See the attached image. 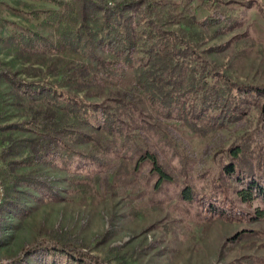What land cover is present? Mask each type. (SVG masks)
Returning a JSON list of instances; mask_svg holds the SVG:
<instances>
[{"label":"trees","instance_id":"obj_1","mask_svg":"<svg viewBox=\"0 0 264 264\" xmlns=\"http://www.w3.org/2000/svg\"><path fill=\"white\" fill-rule=\"evenodd\" d=\"M51 1L55 8L43 15L56 38L25 33L21 47L62 61L55 86L0 75L27 106L22 124L0 128V212L18 209L20 188H41L38 174L18 168L79 160L94 167L82 186L100 180L98 187L142 200L172 185L176 199L208 221L263 219L264 87L233 81L197 49L196 29L231 28L218 16L221 0H196L207 14L201 21L172 0ZM180 127L201 138L215 134L213 141L228 132L232 142L208 144L196 160ZM9 131L30 136H1ZM194 162L210 169L201 174V193L186 176ZM0 264L105 263L79 246L41 240Z\"/></svg>","mask_w":264,"mask_h":264},{"label":"rangeland","instance_id":"obj_2","mask_svg":"<svg viewBox=\"0 0 264 264\" xmlns=\"http://www.w3.org/2000/svg\"><path fill=\"white\" fill-rule=\"evenodd\" d=\"M172 1L185 4V14L199 21L207 16L196 0ZM0 3V75L16 74L25 82L53 87L57 82L54 72L63 65L62 61L53 62L56 57L52 54L46 58L29 55L21 44L28 41L24 34L33 32L54 41V28L45 23L43 15L55 8L54 2ZM217 11L220 18H227L225 23H230L232 29L225 28L222 34L214 29H196L202 35L197 49L233 81L264 87V0H221ZM0 100V128L26 120L27 106L15 99L12 87L2 76ZM179 131L196 160L208 144L215 150L232 142L228 132L213 141L215 134L201 138L184 127ZM2 134L11 140L30 136L17 131ZM208 165L215 173L214 165ZM88 166L77 160L71 167L54 162L16 170L38 174L41 188H20L24 193L13 196L18 209L0 212V263L10 262L23 249L46 240L79 246L105 264H264V218L208 221L194 207L179 202L175 195L178 189L172 185L152 195H140L142 200L121 190L113 194L107 187H98L100 180L82 186L79 180L89 172ZM185 169L201 193L207 186L201 174L208 173L209 167L194 162Z\"/></svg>","mask_w":264,"mask_h":264},{"label":"built area","instance_id":"obj_3","mask_svg":"<svg viewBox=\"0 0 264 264\" xmlns=\"http://www.w3.org/2000/svg\"><path fill=\"white\" fill-rule=\"evenodd\" d=\"M0 20H1V15H0Z\"/></svg>","mask_w":264,"mask_h":264}]
</instances>
